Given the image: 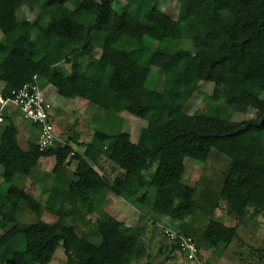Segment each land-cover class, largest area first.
<instances>
[{
	"label": "trees",
	"instance_id": "trees-1",
	"mask_svg": "<svg viewBox=\"0 0 264 264\" xmlns=\"http://www.w3.org/2000/svg\"><path fill=\"white\" fill-rule=\"evenodd\" d=\"M175 1L172 19L159 10V0H0V95L36 76L59 97L104 113L80 154L78 138L39 152L35 136L22 149L14 123L19 113L3 111L0 264H49L58 249L66 264H153L144 228L104 211L110 194L137 209L141 222L176 221L171 231L192 237L200 251L185 222L194 214L195 189L180 185L185 160L204 163L212 150L230 160L218 208L238 223L264 216V0ZM24 8L37 9L33 20ZM200 82L211 83L213 93L202 95L204 108L189 115L185 108ZM250 109L253 119L232 120ZM122 113L146 123L135 142L123 131ZM46 158L55 165L41 202L15 182L32 178ZM102 160L120 174H99L94 167ZM22 205L34 222L20 220ZM44 212L55 224L41 221ZM92 214L97 220L78 234L75 225ZM167 238L169 254L189 262L178 240ZM237 241V226L213 220L202 235L209 251Z\"/></svg>",
	"mask_w": 264,
	"mask_h": 264
},
{
	"label": "rangeland",
	"instance_id": "rangeland-1",
	"mask_svg": "<svg viewBox=\"0 0 264 264\" xmlns=\"http://www.w3.org/2000/svg\"><path fill=\"white\" fill-rule=\"evenodd\" d=\"M158 7L165 15L172 19L176 18L178 4L175 0H159ZM23 13L27 19L33 20L37 9L29 11L24 8ZM182 46L187 48V42H183ZM96 56H99L98 51ZM197 65V61H193L190 65L189 74L191 76L195 77L197 75ZM45 86L49 93V99L54 106L53 126L56 136L62 144H65L69 138H78L77 141L82 146L75 147V150L81 154L84 150L83 145L90 141L97 128L102 127L104 113L86 101L63 99L57 95L56 90L51 85ZM212 93L213 85L211 83L200 82L186 105V113L191 115L196 111L202 110L204 108L201 101L202 95H212ZM262 99L264 100V93ZM120 116L124 120L123 131L135 142L141 130L146 127V123L127 113H122ZM254 117L255 111L250 109L245 114H234L232 120L240 122L253 119ZM14 123L18 128V143L22 149H26L27 143L35 138L34 129L31 128L30 123L22 120L18 114L14 118ZM184 164L186 174L180 187L189 185L195 189L193 196L195 203L194 214L192 217L187 218L185 222L192 229L191 233L200 249L197 262H187L179 252L169 254L168 247L172 242L163 234V229H174L178 225L176 221L162 218L155 226L152 225L149 218L141 222L139 221L140 214L138 210L113 194L106 198L103 204L104 211L127 226L144 228V242L148 253L151 255L153 264H264V216L256 219L246 218L244 223H238L239 221L236 217L229 216L224 210L218 208V193L221 188L222 178L229 169L230 160L219 152L212 150L204 163L186 159ZM54 165L55 161L53 158L42 159L39 163V168L33 172L32 178H18L15 182L16 186L23 188L34 199L43 202L42 188L50 184V180L46 175L52 172ZM100 165L101 168L94 167V169L101 175L105 174L112 177L120 174L119 169L106 160H102ZM74 166L75 163L71 164V170H74ZM34 180H39L40 184H36ZM22 207L24 213L20 216V220L24 223L34 222L35 217L26 210L24 205ZM97 218V214H92L77 223L75 225L77 233L88 232L90 226ZM56 220V217L45 212L41 216V221L48 225L55 224ZM210 220L228 227L237 226L239 241L234 242L229 247L219 245L217 250L209 251L202 242V235L205 226ZM257 250L262 251H259V254ZM145 263L146 260L140 264ZM49 264H66V258L61 249L56 251L53 260Z\"/></svg>",
	"mask_w": 264,
	"mask_h": 264
},
{
	"label": "built area",
	"instance_id": "built-area-1",
	"mask_svg": "<svg viewBox=\"0 0 264 264\" xmlns=\"http://www.w3.org/2000/svg\"><path fill=\"white\" fill-rule=\"evenodd\" d=\"M49 98L46 86H41L37 77L34 76L30 83L12 91L10 96L0 95V123L2 122L1 115L5 109L17 111L25 122L37 127L36 144L39 152H44L54 143H61L55 134L52 114L54 106ZM163 232L171 240H178L180 250L189 262H197L199 251L192 237L178 234L169 229H163Z\"/></svg>",
	"mask_w": 264,
	"mask_h": 264
},
{
	"label": "crops",
	"instance_id": "crops-1",
	"mask_svg": "<svg viewBox=\"0 0 264 264\" xmlns=\"http://www.w3.org/2000/svg\"><path fill=\"white\" fill-rule=\"evenodd\" d=\"M31 128L34 129V128L32 127V124H31ZM34 132H35V136L37 137V132H36L35 129H34Z\"/></svg>",
	"mask_w": 264,
	"mask_h": 264
}]
</instances>
